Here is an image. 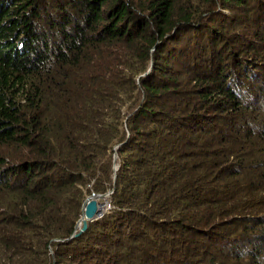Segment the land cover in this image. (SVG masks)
<instances>
[{"label":"trees","instance_id":"16d2710c","mask_svg":"<svg viewBox=\"0 0 264 264\" xmlns=\"http://www.w3.org/2000/svg\"><path fill=\"white\" fill-rule=\"evenodd\" d=\"M0 264H264V0H0Z\"/></svg>","mask_w":264,"mask_h":264},{"label":"water","instance_id":"95a60500","mask_svg":"<svg viewBox=\"0 0 264 264\" xmlns=\"http://www.w3.org/2000/svg\"><path fill=\"white\" fill-rule=\"evenodd\" d=\"M152 66L153 64L149 68L148 72L145 73L144 75L148 74L151 71ZM118 147L119 145H117L115 149H117ZM117 159H118V153L115 152L114 155L115 171L118 169ZM115 179H116V173H115ZM113 191L114 190H111L104 194L92 193L90 196L86 198L85 202L83 203L82 215L76 224L75 232L72 234L71 238L80 236L83 232L87 231L89 227V222L95 221L104 215V213L99 210L101 204L100 200H104L108 202L110 205L109 197L111 196Z\"/></svg>","mask_w":264,"mask_h":264},{"label":"rangeland","instance_id":"374dc122","mask_svg":"<svg viewBox=\"0 0 264 264\" xmlns=\"http://www.w3.org/2000/svg\"><path fill=\"white\" fill-rule=\"evenodd\" d=\"M228 10H226V12H227ZM153 64V63H152ZM101 203H106V204H104V210H103V213L105 214V213H107V212H109V210H110V205H109V203L108 202H106V201H104V200H101L100 201Z\"/></svg>","mask_w":264,"mask_h":264},{"label":"bare ground","instance_id":"6f19581e","mask_svg":"<svg viewBox=\"0 0 264 264\" xmlns=\"http://www.w3.org/2000/svg\"><path fill=\"white\" fill-rule=\"evenodd\" d=\"M104 204H106V203H101V204H100L99 210H100L101 212H103V210H104Z\"/></svg>","mask_w":264,"mask_h":264}]
</instances>
